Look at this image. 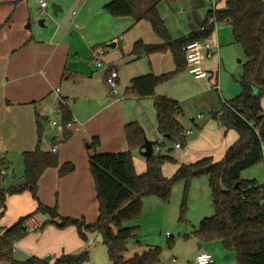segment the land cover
<instances>
[{
    "label": "crops",
    "instance_id": "crops-1",
    "mask_svg": "<svg viewBox=\"0 0 264 264\" xmlns=\"http://www.w3.org/2000/svg\"><path fill=\"white\" fill-rule=\"evenodd\" d=\"M110 1L112 0L81 1L78 10L73 12L72 22L59 23L55 29L44 33L33 29V25L30 24L32 10L29 0H0V153L9 164V168L4 169L2 186L7 187L17 182L19 178L14 167H19L23 162L24 152L34 151L37 147L38 116L43 119V130L44 123L50 124L53 116H57V121L51 122L52 125L56 122L54 126L58 125L52 142L47 136H42L41 148L52 151L57 147L60 165L71 162L75 165V170L60 176L59 167L48 168L39 181V197L43 204L49 207L57 206L60 216L84 218L88 224L94 223L99 217V203L90 172V154L127 151L129 147L125 125L130 122H139L146 134L145 125L149 124L152 130L150 134L153 137L159 136L156 96H167L178 101L182 113L177 119L187 131H192L188 135L186 148L174 156L176 162H167L163 165V173L167 177L173 176L181 165L195 163L207 157L215 162L222 160L239 137L236 131H227L216 119L205 118L204 114L218 112L221 108L220 100L218 101L215 94L217 88L214 87L218 83L223 66L219 54L204 60L203 68L208 72L206 79L194 78L186 66V69L173 79L157 86L154 96L137 97L130 94V82L133 78L148 73L156 75L169 73L176 69V64L170 51L136 58L132 52L137 41L161 44L164 40L154 32L147 20L136 21L133 16L134 22L128 24L127 21L130 19L120 18L127 16H112L104 8ZM153 1L155 0H136L139 5L142 4V10ZM164 1L166 0H157V6ZM171 1L176 3L178 0ZM196 1V6H199V1ZM210 1L212 6L205 18H200L197 28L191 27L180 31L175 36L166 25L172 39L186 38L202 27L213 8L214 0ZM226 1L215 0L218 9L223 8ZM177 9H181V6ZM148 22L152 31L147 27ZM126 26H129L126 33L130 34L131 29L136 31L130 38V44L126 47L121 46L124 55L132 56L129 60L132 62L125 63L120 71L113 64L114 61L111 62L118 70L120 87L126 88L122 97H116L105 82L106 70L92 71L88 60L95 45L118 40L116 35ZM225 31L227 37V30ZM230 38L231 36H228V39ZM223 40L222 29H217L211 41L221 45ZM112 44L117 47L119 42H112L110 47ZM93 81L100 84L91 83ZM81 97L85 101L88 99L87 106H79ZM64 100L68 102L74 122L69 126L72 136L62 142L63 128L60 124L59 104ZM262 106L264 108V99ZM192 110L199 113L197 118H190L192 124L187 123L185 117L180 119V116H186V113L189 116L194 115L191 114ZM196 119L198 122H195ZM55 137L60 140L59 144H54ZM96 137L100 144L93 149L90 143ZM163 143L164 141L159 142L162 151L165 147ZM137 152L139 153V150ZM137 152L134 151L135 170L138 174H143L147 170L146 157L140 153L136 154ZM23 178L21 180L24 182ZM37 207L38 202L30 192L8 196L6 211L0 222L2 231L9 228L5 223L9 214L13 217L11 223L15 224L19 218L34 212ZM45 215L35 214L41 223L40 228L15 243L16 259L26 260L35 256L50 262L54 261L53 256L57 259L65 254L79 255L85 252L88 253V262L91 264H95L96 260L107 262L106 247L105 251L102 247L92 246V242L97 240V234H89L88 240H84L74 225L61 229L52 224L42 227L49 219V216ZM201 244V250L194 252L187 264H190L201 251L211 254L212 251L220 250L222 253L227 251L219 248L222 245L210 244L208 248H204L208 243ZM173 260L176 262L175 257Z\"/></svg>",
    "mask_w": 264,
    "mask_h": 264
},
{
    "label": "trees",
    "instance_id": "trees-1",
    "mask_svg": "<svg viewBox=\"0 0 264 264\" xmlns=\"http://www.w3.org/2000/svg\"><path fill=\"white\" fill-rule=\"evenodd\" d=\"M157 0L147 8L141 9L136 0H112L105 10L112 16H134L136 21L147 20L154 32L164 40L161 44H147L142 40L134 45L132 54L136 58L159 52L170 51L176 69L169 73L156 75L148 73L135 77L130 82V94L137 97L154 96L156 87L171 80L177 73L186 69V54L183 46L194 40L212 37L216 26L227 23L232 28L234 42L240 44L247 56L243 64L240 83L242 91L235 98L222 101L220 111L212 116L227 131H236L237 141L229 148L224 158L215 162L207 157L195 163L181 165L177 172L167 177L163 165L176 162L171 148L166 153L155 151L159 142H154V154L146 157L147 170L138 174L134 166L133 152L139 150L145 141V129L139 122L125 125L128 150L119 153L94 152L90 154V172L94 179L99 203V217L91 224L84 218L62 217L58 207L43 204L39 197V181L48 168L59 167V175L65 176L75 170V165L59 163L57 151L41 148L43 119L38 116V145L34 151L23 153L24 182L2 186L4 169L9 164L0 153V222L6 211L8 196L30 192L38 202L37 209L25 215L11 227L2 231L0 225V262L9 264H86L88 253L79 255L65 254L54 263L38 257L18 260L14 257L15 243L28 235L27 220L35 214H46L49 219L42 227L55 222L60 228L76 226L82 239L88 240L89 234H101L107 249L110 264H160L161 247H150L141 254L126 259L129 242L140 234L139 226H126L124 223L142 214L143 198L158 196L170 201L176 182L202 175L209 177L215 212L203 218L195 231L201 243L220 241L223 247L234 252L236 264H264V183L242 178V172L264 159V0H227L223 8L210 10L202 27L190 36L174 40L161 17ZM214 17L213 22L209 19ZM158 131L170 142L186 147L185 128L177 116L182 113L178 101L167 96L155 97ZM60 124L63 127L61 141L72 136L69 124L74 118L67 100L60 102ZM59 144L58 138L53 139ZM96 137L91 148L99 146ZM186 211V196L183 200L181 217Z\"/></svg>",
    "mask_w": 264,
    "mask_h": 264
},
{
    "label": "rangeland",
    "instance_id": "rangeland-1",
    "mask_svg": "<svg viewBox=\"0 0 264 264\" xmlns=\"http://www.w3.org/2000/svg\"><path fill=\"white\" fill-rule=\"evenodd\" d=\"M48 4L46 9H42L40 0H29V4L32 10L30 24L33 25V29L44 31L47 33L48 31H52L59 23L67 24L72 22L75 10H78L80 2L84 0H44ZM199 6H196V0H178L176 3L181 6V9H177L174 7V3L171 0H166L159 5V13L161 17L164 19L166 25L169 26L170 30L176 36L180 33V31L188 30L189 28H197L200 18H205L207 15V11L211 8L212 3L210 0H198ZM51 3H56L62 7V11L58 13V15H54L52 9L50 8ZM142 7V4L139 5ZM117 17V16H114ZM128 17V16H127ZM120 17L121 19H130L127 23L132 24L134 22V17L131 18ZM44 19V25L40 24V20ZM167 26V27H168ZM148 29L151 30V26L148 22ZM129 26H126L123 30L119 31L116 35L118 36V40L108 41L101 43L99 45H95L94 48H102L105 51L103 59L106 64H111L112 60L113 64L117 66V68L122 70L121 68L125 65V63H131L132 56L124 55L122 52V47H126L130 44V38L132 34L136 33L135 29H131L130 34L126 33ZM32 29V27H31ZM217 29H222L223 33V42L219 48H217V52L222 58L223 66L221 73L219 74L218 84L219 89L216 91V95L218 97L219 104L221 105V101L230 100L239 95L242 91V86L240 83L241 74L243 73V64L247 60V56L245 55L244 49L240 44L234 42L232 28L228 26L227 23H222L217 25L215 31ZM108 30V29H105ZM227 30V37L225 35ZM214 31V33H215ZM230 31V34H228ZM153 34V32H152ZM154 35V34H153ZM228 36H231V40L228 39ZM211 39V38H210ZM112 42H119L117 47H110ZM121 48V49H120ZM93 49V48H92ZM134 57V56H133ZM89 58V56H88ZM129 61V62H128ZM88 64L91 66V70L96 72H102L105 69V65L103 67H97L94 62L92 56L88 60ZM112 65V64H111ZM180 73V72H179ZM178 73L175 75L177 76ZM174 76V77H175ZM173 77V78H174ZM172 78V79H173ZM91 83H98L93 81ZM100 84V83H98ZM95 86L94 84H92ZM108 87V86H107ZM120 93L116 94V97H122L125 93L126 88L120 87ZM218 92V93H217ZM220 95V97H219ZM127 96V95H126ZM221 98V99H220ZM95 103V101H93ZM100 101H98V105ZM88 105V99L85 101L83 97H81V101L79 102V106L85 107ZM217 113V111H213ZM212 112V113H213ZM210 112H204L205 118H214ZM191 114L186 116H180V119L185 117L187 123L192 124L190 118H197L198 114L196 111L192 110ZM181 115V114H180ZM179 116V115H178ZM54 119H51L50 124L44 123L43 137L47 136V138L52 142V136L56 129H58V125L54 126L51 124L52 120L57 121V116H53ZM215 119V118H214ZM195 122H198L196 119ZM147 134L145 133V138L151 140L153 142H163L165 147L163 149V153H166L168 150H171L173 156H177L178 152L185 149L186 147L176 148L175 144L170 142L168 138H163L162 135L153 137L150 125H145ZM185 131H187L185 129ZM152 137L153 139H150ZM188 140V136H187ZM136 150L135 152H137ZM140 153V151H139ZM137 152L136 154L139 155ZM141 155V153H140ZM134 156V152H133ZM142 156V155H141ZM15 173H17L18 178L17 183L23 182L21 180L24 175V165L21 162L20 166L14 167ZM242 178L247 180H256L259 183H264V159L258 164L245 169L242 172ZM24 180V178H23ZM12 185V184H11ZM186 196V211L183 219L181 217V209L183 200ZM215 212V208L213 205L212 192L209 186V177L207 175H202L199 177H195L191 179L188 183L183 179L176 182L173 187L172 195L170 201H163L158 196H146L143 198V211L142 214L134 219L126 221L124 224L126 226H139L140 234L136 239L129 242L128 251L124 254L126 259L133 257L135 254H141L145 250L149 249V247H161V264H187V261H191L194 252L198 250L199 244L201 243L195 236V231L199 226L200 220L205 216H212ZM42 214V213H40ZM10 215V216H9ZM5 223L7 225L12 226L14 223L12 219V214H9ZM46 216V215H45ZM11 217V218H9ZM46 219V218H45ZM44 219V220H45ZM54 225L57 228H60L58 224L55 222H50L48 225ZM45 227V226H44ZM42 229V228H41ZM61 229V228H60ZM169 235V237H168ZM222 245L220 241H216L215 243L205 244L204 248H208L209 245ZM93 247H102L105 250V246L103 245V238L101 234H97V240L92 242ZM221 249H225L219 247ZM106 251V250H105ZM214 255L215 264H236L237 258L234 252L230 251H212ZM227 255L228 258L226 257ZM173 257L176 258V262H174ZM54 261H50L54 263L56 258L53 256ZM108 258V257H106ZM100 259V256H99ZM187 262V263H186ZM0 264H9L8 262H0ZM95 264H110L109 258L107 262L96 260Z\"/></svg>",
    "mask_w": 264,
    "mask_h": 264
},
{
    "label": "built area",
    "instance_id": "built-area-1",
    "mask_svg": "<svg viewBox=\"0 0 264 264\" xmlns=\"http://www.w3.org/2000/svg\"><path fill=\"white\" fill-rule=\"evenodd\" d=\"M40 3L42 9H46V7L48 6L46 1L44 0H40ZM217 9H218V5L214 0L212 10L215 11ZM213 21H214V17L209 19V22H213ZM215 26L217 27V25ZM217 48H219V45L214 44L211 41V39L194 40L183 46L182 50L186 54L187 68L194 78L206 79L208 77V72L203 68V62L205 59L211 58L215 54H218ZM104 54L105 51L102 48H93L91 50V56L94 62L96 63V66L97 67H103L104 65L106 66L105 82L110 92L113 95H116L120 93L119 73L118 70L115 67H113L111 64L105 63L103 59ZM214 87L218 89L219 84L216 83ZM53 124L55 125L56 122H53ZM70 125L71 124H69V126ZM61 128H63L62 125ZM191 133L192 131L189 130L185 132V135L188 136ZM175 146L180 148L181 144L177 143ZM160 150H161L160 146H157L155 148V151H160ZM53 151H57V147H55ZM263 152H264V146H263ZM3 173L4 171H2V174ZM40 226L41 223L35 216L30 217L26 222V229L29 233L39 229ZM86 264H91V263L87 262ZM190 264H215V259L211 253L206 251H201L196 255L195 259Z\"/></svg>",
    "mask_w": 264,
    "mask_h": 264
},
{
    "label": "water",
    "instance_id": "water-1",
    "mask_svg": "<svg viewBox=\"0 0 264 264\" xmlns=\"http://www.w3.org/2000/svg\"><path fill=\"white\" fill-rule=\"evenodd\" d=\"M174 7L180 8V5L175 3ZM50 8L52 9L54 15H56V16L58 15V13L60 11H62V7L56 3H51ZM40 24L42 26L44 25V19L40 20ZM114 46H115V44H112V47H114ZM166 137H168V136H166ZM139 151H140L141 155L144 157H149V156L153 155L154 154V142L145 138V141H144L143 145L139 148ZM201 248H202V244L200 243L198 249L201 250ZM228 256L229 255H227L226 257H228Z\"/></svg>",
    "mask_w": 264,
    "mask_h": 264
}]
</instances>
